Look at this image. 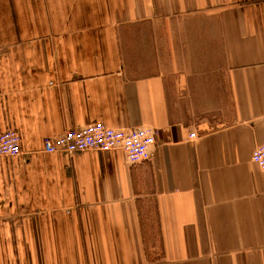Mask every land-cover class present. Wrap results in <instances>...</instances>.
I'll use <instances>...</instances> for the list:
<instances>
[{"label":"crops","instance_id":"obj_1","mask_svg":"<svg viewBox=\"0 0 264 264\" xmlns=\"http://www.w3.org/2000/svg\"><path fill=\"white\" fill-rule=\"evenodd\" d=\"M94 122L150 159L43 152ZM10 129L0 264H264V0H0Z\"/></svg>","mask_w":264,"mask_h":264},{"label":"built area","instance_id":"obj_2","mask_svg":"<svg viewBox=\"0 0 264 264\" xmlns=\"http://www.w3.org/2000/svg\"><path fill=\"white\" fill-rule=\"evenodd\" d=\"M194 132L189 138H195ZM155 143V132L146 127L135 129H114L102 122H94L79 129H66L57 136L45 137L43 152L72 155L86 150L109 151L121 149L130 165L150 159L151 146ZM20 136L15 130L0 133V156H13L20 153ZM251 161L264 170V142L257 145Z\"/></svg>","mask_w":264,"mask_h":264}]
</instances>
